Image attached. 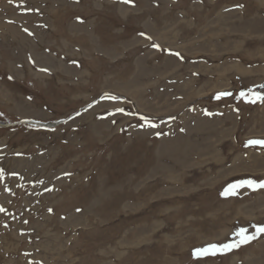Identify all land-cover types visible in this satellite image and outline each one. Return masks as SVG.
I'll use <instances>...</instances> for the list:
<instances>
[{
	"label": "rangeland",
	"instance_id": "obj_1",
	"mask_svg": "<svg viewBox=\"0 0 264 264\" xmlns=\"http://www.w3.org/2000/svg\"><path fill=\"white\" fill-rule=\"evenodd\" d=\"M261 85L264 0H0V264H264L193 256L264 226Z\"/></svg>",
	"mask_w": 264,
	"mask_h": 264
},
{
	"label": "snow or ice",
	"instance_id": "obj_2",
	"mask_svg": "<svg viewBox=\"0 0 264 264\" xmlns=\"http://www.w3.org/2000/svg\"><path fill=\"white\" fill-rule=\"evenodd\" d=\"M11 2V0H10ZM124 3H132L133 0H123ZM238 7H243V5H239ZM25 32L28 33V35H33V33L29 32V30L27 28L24 29ZM140 35L144 36L145 33H140ZM148 39H151V37H147ZM152 47L156 48L157 50L160 49V45L159 44H153ZM171 55H175L177 57H181V54L179 52H175V53H171ZM33 63H35L33 61ZM75 63V62H73ZM41 71L43 72H48L49 70L47 68H43L41 69ZM11 79V77H9ZM261 87H264V85H261ZM232 93L231 92H219L216 95V99H221L222 97H226V96H231ZM239 96L241 98H243L244 100L250 102V103H256L257 101L264 103V94L262 93H254L251 90L245 92V91H241L239 93ZM110 99H117V97L112 96L109 97ZM117 111L123 112V109H117ZM207 115H212V113H207ZM2 115V114H0ZM77 115H79V113H77ZM144 119V118H142ZM149 126L150 127H156V125L151 124L149 122ZM246 147L248 146H264V139H249L246 144ZM0 175H2V171H0ZM250 188V189H264V181H257L254 179H248V180H241L238 183H233L230 184L223 193H221L224 196H229V195H235L237 194L238 189L240 188ZM0 211H4L3 208H0ZM51 211V210H50ZM264 233V226H257L256 227V231L253 234H248V230L245 228H241L238 232H236V237L237 239L231 243H210L205 247H201V248H197L194 250L193 252V256L196 258H202V257H206L209 255H216L217 253H226V252H230L231 250H233L234 248H239L241 245L243 244H248L251 241L257 239L258 235Z\"/></svg>",
	"mask_w": 264,
	"mask_h": 264
},
{
	"label": "water",
	"instance_id": "obj_3",
	"mask_svg": "<svg viewBox=\"0 0 264 264\" xmlns=\"http://www.w3.org/2000/svg\"><path fill=\"white\" fill-rule=\"evenodd\" d=\"M69 119H70V118H68V119H66V120H63V121H60V122H57V123H54L52 126L57 125V124H60V123L65 122V121H68Z\"/></svg>",
	"mask_w": 264,
	"mask_h": 264
},
{
	"label": "bare ground",
	"instance_id": "obj_4",
	"mask_svg": "<svg viewBox=\"0 0 264 264\" xmlns=\"http://www.w3.org/2000/svg\"><path fill=\"white\" fill-rule=\"evenodd\" d=\"M33 123H34V122H33ZM36 123H37V124L39 123L38 125H42L40 122H36V121H35V124H36Z\"/></svg>",
	"mask_w": 264,
	"mask_h": 264
}]
</instances>
